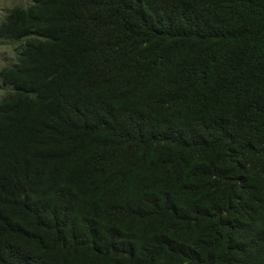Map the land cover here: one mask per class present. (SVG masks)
Returning <instances> with one entry per match:
<instances>
[{
	"label": "trees",
	"instance_id": "obj_1",
	"mask_svg": "<svg viewBox=\"0 0 264 264\" xmlns=\"http://www.w3.org/2000/svg\"><path fill=\"white\" fill-rule=\"evenodd\" d=\"M217 5L4 12L0 264H264V0Z\"/></svg>",
	"mask_w": 264,
	"mask_h": 264
},
{
	"label": "rangeland",
	"instance_id": "obj_2",
	"mask_svg": "<svg viewBox=\"0 0 264 264\" xmlns=\"http://www.w3.org/2000/svg\"><path fill=\"white\" fill-rule=\"evenodd\" d=\"M31 0H0V19L4 12L14 5H25ZM11 58V49L7 47V44L0 41V66L8 62Z\"/></svg>",
	"mask_w": 264,
	"mask_h": 264
},
{
	"label": "clouds",
	"instance_id": "obj_3",
	"mask_svg": "<svg viewBox=\"0 0 264 264\" xmlns=\"http://www.w3.org/2000/svg\"><path fill=\"white\" fill-rule=\"evenodd\" d=\"M195 1L197 3L202 2L203 0H192ZM232 1H236V0H205V2H213L214 5H217L216 7L219 9H221V7L223 6V4L227 3V2H232Z\"/></svg>",
	"mask_w": 264,
	"mask_h": 264
}]
</instances>
